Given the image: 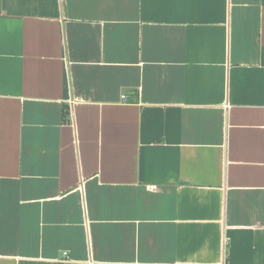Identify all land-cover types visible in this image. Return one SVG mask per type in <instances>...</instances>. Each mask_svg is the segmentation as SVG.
Masks as SVG:
<instances>
[{
    "label": "crops",
    "instance_id": "0c3cea01",
    "mask_svg": "<svg viewBox=\"0 0 264 264\" xmlns=\"http://www.w3.org/2000/svg\"><path fill=\"white\" fill-rule=\"evenodd\" d=\"M0 264H264V0H0Z\"/></svg>",
    "mask_w": 264,
    "mask_h": 264
},
{
    "label": "built area",
    "instance_id": "2783aa9c",
    "mask_svg": "<svg viewBox=\"0 0 264 264\" xmlns=\"http://www.w3.org/2000/svg\"><path fill=\"white\" fill-rule=\"evenodd\" d=\"M121 97H122V98H124V97H125V95H122ZM64 254H65V253H64Z\"/></svg>",
    "mask_w": 264,
    "mask_h": 264
}]
</instances>
